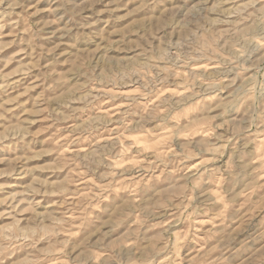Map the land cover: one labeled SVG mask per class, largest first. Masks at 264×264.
<instances>
[{
    "label": "rangeland",
    "instance_id": "374dc122",
    "mask_svg": "<svg viewBox=\"0 0 264 264\" xmlns=\"http://www.w3.org/2000/svg\"><path fill=\"white\" fill-rule=\"evenodd\" d=\"M262 235L264 0L0 3L16 264H223Z\"/></svg>",
    "mask_w": 264,
    "mask_h": 264
},
{
    "label": "clouds",
    "instance_id": "9594fccd",
    "mask_svg": "<svg viewBox=\"0 0 264 264\" xmlns=\"http://www.w3.org/2000/svg\"><path fill=\"white\" fill-rule=\"evenodd\" d=\"M3 3V0H0ZM78 155V154H77ZM76 162V157L72 158V163ZM15 240H21V237H15ZM237 244L231 245L229 250L225 245H221L220 256H223V264H264V235L260 238H251L250 241H245L244 245L240 249L237 248ZM15 248V244H9L0 246V264H16L14 257L12 256V249ZM170 264H174V261H170ZM193 264H205V260L200 259ZM216 264H220L217 260Z\"/></svg>",
    "mask_w": 264,
    "mask_h": 264
},
{
    "label": "bare ground",
    "instance_id": "6f19581e",
    "mask_svg": "<svg viewBox=\"0 0 264 264\" xmlns=\"http://www.w3.org/2000/svg\"><path fill=\"white\" fill-rule=\"evenodd\" d=\"M231 1H234V0H226V2H231ZM225 3V2H224ZM224 3H223V5H224ZM235 5V4H234ZM226 7V6H225ZM221 9H225V8H221ZM226 14H230V13H226ZM216 15H218V14H216Z\"/></svg>",
    "mask_w": 264,
    "mask_h": 264
}]
</instances>
